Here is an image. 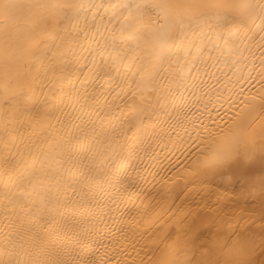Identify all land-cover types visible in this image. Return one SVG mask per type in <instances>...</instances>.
Returning <instances> with one entry per match:
<instances>
[{
  "label": "snow or ice",
  "instance_id": "6c2138e0",
  "mask_svg": "<svg viewBox=\"0 0 264 264\" xmlns=\"http://www.w3.org/2000/svg\"><path fill=\"white\" fill-rule=\"evenodd\" d=\"M25 10L30 16L42 10L36 19L45 25L46 38L29 53L27 73L32 84L49 88L51 98L35 116L61 124L65 148L83 147L89 140L100 147L90 146L81 157V187L72 188L71 168L45 171L41 178L22 166L19 152L13 151L17 138L5 126L0 134V221L8 227L20 222L26 208L63 215L62 210L74 212L82 206L79 201L94 186L104 181L124 183L128 167L140 159L132 152L124 155L125 148L149 138V128L160 123V113L169 117L175 113L173 127L187 133L189 125L193 130L198 123L202 125L208 105L201 109V101L215 95L219 102L222 92L231 91L233 81L250 80L254 71L264 82V0H55L29 4L0 0L5 28ZM49 22L54 24L52 31L47 28ZM223 68L231 69V75L223 73L226 81L218 75ZM18 78L15 58L8 56L0 71V84L7 90L16 86ZM57 113L65 119L60 120ZM27 114L26 110L19 113L21 119ZM237 151L233 147L216 152L203 165L208 169L228 167ZM117 157L124 161L122 170L115 163ZM111 232L109 229L107 235ZM15 235L18 233L5 234L0 228V264H97L81 257L83 244L76 252L75 247L59 246L56 241L49 250L24 237L16 243Z\"/></svg>",
  "mask_w": 264,
  "mask_h": 264
},
{
  "label": "bare ground",
  "instance_id": "6f19581e",
  "mask_svg": "<svg viewBox=\"0 0 264 264\" xmlns=\"http://www.w3.org/2000/svg\"><path fill=\"white\" fill-rule=\"evenodd\" d=\"M41 12L30 16L25 10L7 28L0 18V71L11 56L19 77L13 88L5 90L0 84V134L7 126L16 136L13 151L19 152L22 166L41 178L45 171L71 168L69 183L79 189L81 157L90 146L100 145L89 140L83 147L65 148L61 124L35 116L51 98L49 88L32 84L27 73L29 53L46 38L43 21L36 19ZM47 28L54 30V24L49 22ZM223 73L231 75V69L218 73L226 81ZM233 85L230 92L220 94L219 102L215 95L200 102L208 111L195 130L191 125L187 133L173 127L176 114L160 113V123L149 128V138L125 148L124 155L132 152L140 159L132 161L124 183L94 186L74 212L46 215L26 208L20 222L8 227L0 221V228L5 234L18 233L12 237L16 243L24 237L49 250L56 241L76 252L83 244L81 257L97 264H264V82L254 71L252 79ZM25 110L28 114L21 119L19 113ZM233 147L238 151L230 166L204 167L203 161L214 153ZM115 163L123 169L121 158Z\"/></svg>",
  "mask_w": 264,
  "mask_h": 264
}]
</instances>
